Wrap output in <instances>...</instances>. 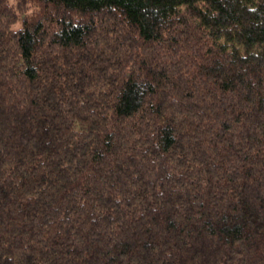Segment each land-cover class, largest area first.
<instances>
[{
    "label": "trees",
    "instance_id": "16d2710c",
    "mask_svg": "<svg viewBox=\"0 0 264 264\" xmlns=\"http://www.w3.org/2000/svg\"><path fill=\"white\" fill-rule=\"evenodd\" d=\"M0 264H264V0H0Z\"/></svg>",
    "mask_w": 264,
    "mask_h": 264
}]
</instances>
